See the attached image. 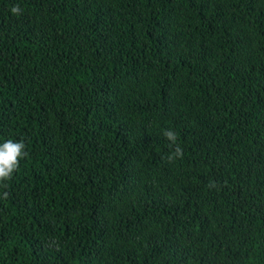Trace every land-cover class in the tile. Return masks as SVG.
Returning a JSON list of instances; mask_svg holds the SVG:
<instances>
[{
  "label": "trees",
  "instance_id": "trees-1",
  "mask_svg": "<svg viewBox=\"0 0 264 264\" xmlns=\"http://www.w3.org/2000/svg\"><path fill=\"white\" fill-rule=\"evenodd\" d=\"M7 139L0 264H264V0H0Z\"/></svg>",
  "mask_w": 264,
  "mask_h": 264
},
{
  "label": "clouds",
  "instance_id": "clouds-1",
  "mask_svg": "<svg viewBox=\"0 0 264 264\" xmlns=\"http://www.w3.org/2000/svg\"><path fill=\"white\" fill-rule=\"evenodd\" d=\"M11 12L14 15L21 13L19 5H15L11 8ZM164 136L172 145H176L174 151L168 156L169 161L183 157V149L177 144V134L172 130H165ZM28 156L26 151V144L23 140L15 141L13 139H7L0 143V188L7 189L8 184L5 181H10L13 174L18 170L20 162L23 158ZM4 198L9 196V192L4 191Z\"/></svg>",
  "mask_w": 264,
  "mask_h": 264
}]
</instances>
